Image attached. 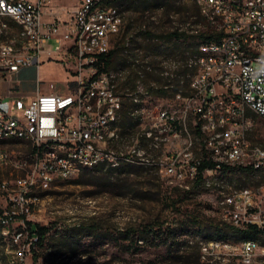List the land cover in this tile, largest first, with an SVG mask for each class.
I'll return each instance as SVG.
<instances>
[{
  "label": "built area",
  "instance_id": "2783aa9c",
  "mask_svg": "<svg viewBox=\"0 0 264 264\" xmlns=\"http://www.w3.org/2000/svg\"><path fill=\"white\" fill-rule=\"evenodd\" d=\"M53 0H0V75L12 78L25 67H40L43 55L59 54L67 44L69 58L74 60L76 79L66 92L38 93L25 101H13L12 110L0 100V133L14 132L32 135V163L25 176L15 180L18 194L10 196L9 218L30 214V205L37 196H28L32 189H47L57 182V174L72 170L73 157L85 162L106 159L114 162L111 149L114 133H110V118H118L125 107L114 89L111 71L99 72L97 63L109 54L117 39L126 32L123 15H116V0H78L76 8L53 9ZM201 21L180 32L213 38L219 57L186 56L183 68L188 69L190 94L176 97L184 102V117L174 109H160L144 137L159 150L157 158L141 155L145 165L160 167L170 183H196L201 158L189 146L182 149L185 116L198 117L199 129L205 142L206 158L214 167L203 171L206 184L222 183V173L234 169L264 176V146L247 138L250 110L264 119V0H197ZM13 14L14 27H6L2 16ZM32 28V36H25ZM10 35V36H9ZM55 41L53 50L45 44ZM180 69L172 72L178 75ZM162 75H169L162 72ZM169 85H165V90ZM143 92V87L139 88ZM131 96V102L135 97ZM133 116L144 119L143 110L130 109ZM153 128L159 129L155 135ZM186 133L187 129L185 128ZM167 133L175 143L168 149ZM8 144V143H7ZM9 153L0 150V162H7ZM75 176L79 173L75 171ZM3 183H6L3 182ZM187 188H189L187 186ZM264 194V185L259 188ZM224 216L233 225H256L264 229V206L258 192L251 187L220 191ZM8 218V219H9ZM4 217L3 221H8ZM19 236L22 233L18 234ZM35 238H32L33 241ZM202 251L227 248L230 245L201 244ZM29 246V245H28ZM259 243L241 244L243 262L249 264Z\"/></svg>",
  "mask_w": 264,
  "mask_h": 264
},
{
  "label": "rangeland",
  "instance_id": "374dc122",
  "mask_svg": "<svg viewBox=\"0 0 264 264\" xmlns=\"http://www.w3.org/2000/svg\"><path fill=\"white\" fill-rule=\"evenodd\" d=\"M77 4L78 0H53L49 6L71 12ZM117 7L121 15L124 12L126 25L125 34L117 39L125 51L111 70L115 92L125 106L110 128V133L117 135L111 149L118 165L104 164L92 171L83 170L71 180L52 183L47 189H32L30 192L39 199L30 205L28 219L48 227L49 232L43 243L35 246L37 259H34L27 244L31 240L27 224L21 218L14 219L0 240V264H245L241 240L233 237L211 240L207 238V229L211 225H233L224 216L220 191L251 187L264 206V194L259 192L264 176L234 169L222 173V183H170L160 167L140 161L139 154L151 159L158 157L159 150L143 134L158 111L174 109L179 117L185 115L184 102L173 91L178 78L172 72L183 69L186 56L195 57L205 38L198 39L191 33L179 39L167 36L181 25L187 30L195 25L197 0H124L121 8ZM145 31L153 36H147ZM70 61L74 64L73 59ZM63 65L61 61L50 60L52 72L50 77L42 75L43 81L59 78L57 74L64 73ZM73 69L69 70L70 77L76 76ZM161 71L169 75H162ZM189 78V75L182 77L181 84L185 86ZM57 85L66 87V81ZM165 85H169L166 91ZM183 92L187 90L183 88ZM130 95L135 97V109L144 111V119L133 128L123 129L130 116L125 114L131 103ZM15 99L8 101L5 109L12 110ZM247 116L251 119L247 138L264 146V119L250 110ZM197 121L193 113L186 114L179 142L182 149L189 146L200 157L205 142L195 132ZM123 130L130 136L121 138ZM153 132L160 133L157 128ZM175 142L167 133L168 149H173L171 144ZM27 144L0 141V150L9 153V160L0 162V209L7 212L12 207L9 197L19 192L15 180L25 176L32 163L29 147L32 144ZM12 209L20 210L19 206ZM255 241L259 248L249 264H264L261 245L264 238ZM217 243L230 246L214 248L209 253L201 249V244Z\"/></svg>",
  "mask_w": 264,
  "mask_h": 264
},
{
  "label": "trees",
  "instance_id": "16d2710c",
  "mask_svg": "<svg viewBox=\"0 0 264 264\" xmlns=\"http://www.w3.org/2000/svg\"><path fill=\"white\" fill-rule=\"evenodd\" d=\"M124 0H117L116 1V6H119L121 8V4ZM195 20L201 21V17L199 14V10L197 7V12L195 15ZM195 22V21H194ZM144 34H146L149 37H152V33L150 31H145ZM170 39L172 38H181V37H188V34L185 32H180L177 29L171 31L170 33H168V36ZM196 38L198 39H203L205 38L204 35H199L196 36ZM125 51V46H120L119 43L116 45V47L106 56H104L102 58V62L103 63H97L96 66L99 68V72H108L111 71L112 68H115L117 66V63L119 62V59L121 58L120 54H122V52ZM188 73V69L187 68H183L178 75H176V77L178 78V83L177 85H175L176 87H174L173 91L175 93L181 92L183 96H187L190 94V87H189V82L184 86L181 84L182 81V77H186ZM170 84V83H167ZM183 88H185V90H187V93L183 92ZM166 91V90H164ZM135 109L137 108V105L133 104L132 102L130 103V106H128V108L126 109V116L130 115L128 118V121L125 123L124 126H122V128L126 129V128H133L134 126H136L137 124H139L140 118L133 116L131 114L130 109ZM117 127V126H116ZM195 132L201 136L199 129L195 130ZM127 135L130 136V133H128L126 130H123L120 135L121 138L125 137ZM11 143H23V142H11ZM27 144V143H25ZM29 145V144H27ZM29 147L31 148V153L33 152V149L31 147V145H29ZM201 158V163L199 165V177L198 180L196 182V184H200L201 181H203V171L206 168H212L214 167V163L210 160H208L206 158V151L205 149H203L202 155L200 156ZM95 169V168H94ZM94 169H90V171L94 170ZM28 196H37L36 193H29ZM11 205V203L9 204ZM12 211V207H9V212ZM7 212V210H2L0 209V240L2 241L4 239L3 233L5 228L7 227V225L9 223H11L14 219H17V216L12 215L11 218H9V216H5V213ZM5 218H9L7 223L3 222V219ZM18 218H21V220L27 224V230L28 233L30 235V239L35 238L33 241L29 240L27 241V244L29 245V251L32 252L33 254V258L37 259V253L35 252L34 248L36 245H41L45 239V236L47 235V233L49 232V228L45 227V226H40L37 223H33L31 222L28 217H26L25 215H20L18 216ZM209 228L211 229H207V238L208 239H213V240H219V239H226L229 237H233L237 240H241V242L245 241V240H255V239H260L263 240L264 238V229L263 228H258L256 225H248L245 227H240V226H235V225H211ZM19 233H22V231H19ZM18 233V234H19ZM262 246H264V241L261 243Z\"/></svg>",
  "mask_w": 264,
  "mask_h": 264
},
{
  "label": "crops",
  "instance_id": "0c3cea01",
  "mask_svg": "<svg viewBox=\"0 0 264 264\" xmlns=\"http://www.w3.org/2000/svg\"><path fill=\"white\" fill-rule=\"evenodd\" d=\"M56 43L55 41H50L45 44V48L48 50H53ZM67 44L64 49L59 54H53L52 56L43 55L42 64L40 67H25L21 71L15 74L12 78H3L0 75V100L7 105L8 101L14 98L23 97L25 101H29L34 98L38 93H48L54 91L66 92L68 86H72L76 76L70 77L69 70L74 67V64L70 61L71 58L67 55L66 51ZM61 61L64 65L61 70L64 73L55 74L59 78L55 77L53 82L43 81L42 75L50 77L52 72V67L49 66L50 60ZM29 72H32L30 74ZM66 81V87L60 88L57 84L58 82Z\"/></svg>",
  "mask_w": 264,
  "mask_h": 264
},
{
  "label": "bare ground",
  "instance_id": "6f19581e",
  "mask_svg": "<svg viewBox=\"0 0 264 264\" xmlns=\"http://www.w3.org/2000/svg\"><path fill=\"white\" fill-rule=\"evenodd\" d=\"M116 15H121V12L118 10L117 6H116ZM2 23H4L6 27H16V20L13 18V14H5V16H2ZM25 36H32V28H25ZM210 46H213V38H205L200 44L198 51L195 54V57L201 56V51L208 49V47ZM208 56L219 57V50L208 49ZM116 122H117V118H110V128L114 126ZM116 136L117 135L114 136V140ZM14 140L32 144V135H23L22 132H14ZM0 141L10 143L11 133L10 132L0 133ZM104 164L117 166L118 159L116 157L114 162H111L110 160H106V159H93L85 162V159H83V157H73L72 170H75L80 174L81 171L83 170L94 169ZM75 171H68L66 172V174H57V181H66L78 177L75 176ZM3 222L7 223L8 221H3ZM251 243H257V241L245 240L242 242V244H251ZM217 245H219V243H217Z\"/></svg>",
  "mask_w": 264,
  "mask_h": 264
}]
</instances>
